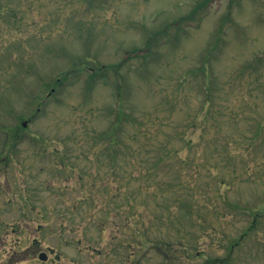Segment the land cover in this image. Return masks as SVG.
I'll use <instances>...</instances> for the list:
<instances>
[{
  "label": "rangeland",
  "instance_id": "1",
  "mask_svg": "<svg viewBox=\"0 0 264 264\" xmlns=\"http://www.w3.org/2000/svg\"><path fill=\"white\" fill-rule=\"evenodd\" d=\"M227 256L264 264V0H0V264Z\"/></svg>",
  "mask_w": 264,
  "mask_h": 264
},
{
  "label": "trees",
  "instance_id": "2",
  "mask_svg": "<svg viewBox=\"0 0 264 264\" xmlns=\"http://www.w3.org/2000/svg\"><path fill=\"white\" fill-rule=\"evenodd\" d=\"M139 49V48H138ZM136 51L138 50H134V53H136ZM120 66V64H119ZM119 66H115L113 69L116 70V73H119L117 74V77L120 76V71L121 69H118ZM120 70V71H119ZM198 70V69H196ZM204 71L205 69L203 67L199 68V71ZM205 73V72H204ZM67 74V73H66ZM66 74L64 75L65 78H66ZM206 74H208L206 72ZM96 75V73H93L91 75V82L93 83V79H94V76ZM209 77V76H208ZM207 77V78H208ZM210 78V77H209ZM92 87L90 86L89 89H91ZM117 88H118V94H119V97L121 96V91H120V84L117 85ZM205 95H207V98L209 97V95L212 93V90L211 88L209 87H205ZM117 112H116V115H115V118L112 119L113 122H111V125L110 127L103 131V132H100V133H97V136H96V139H105L106 142H109V145L110 147H112V149L114 148V153H113V161L117 159V155L119 154L120 151H117V148L116 146L118 145H122V146H130L131 144V141L132 142H135L137 141L138 138V134L139 132H133L132 134H129L128 133V130H125L126 129V126L127 124L131 121V117L129 114H127V112L124 110V107L122 106V104L120 103L119 104V108L116 109ZM163 119V118H162ZM163 122L162 123V126H160L162 128V130L159 128L158 130H156L155 132H158L157 134L153 132H150L148 130H151L149 129V127L145 126V123L143 124L144 128H142V135L145 136L144 138V141H142V144H145L146 146L147 145H151L153 143H156V142H164V144H168L170 142H173V139L170 138V133L169 132H163V126H168L170 124V120L167 118V119H163ZM152 127V126H151ZM19 128H23V125H20ZM123 131L125 133V135L123 136ZM160 131L163 132V134L160 135ZM163 136L165 138V141H161L160 140V137ZM174 136H177V135H174ZM173 136V137H174ZM156 140V141H154ZM136 151L133 149V150H130L129 151V156L131 157ZM168 151H166L167 153ZM171 152V150H170ZM148 155V156H147ZM149 155H151L148 151L145 152L141 157L143 158V161L141 162V164H147L149 162ZM166 155V154H165ZM155 168H156V164L154 163V165H152L149 169H147L146 171V175H150V174H153L155 172ZM184 238V235L183 234H180L179 235V240H182ZM158 247H161V251L165 252V254L167 255V258H169V248L170 246L166 243H164V246H161L157 245ZM175 259V258H174ZM230 260L229 256L225 257V258H221V260L219 261L218 264H227L226 262ZM218 259H215V261L213 262H217ZM208 263H212L211 261H209Z\"/></svg>",
  "mask_w": 264,
  "mask_h": 264
},
{
  "label": "water",
  "instance_id": "3",
  "mask_svg": "<svg viewBox=\"0 0 264 264\" xmlns=\"http://www.w3.org/2000/svg\"><path fill=\"white\" fill-rule=\"evenodd\" d=\"M46 256H47V255L43 252V253L40 254L39 257L42 258V259H46Z\"/></svg>",
  "mask_w": 264,
  "mask_h": 264
}]
</instances>
